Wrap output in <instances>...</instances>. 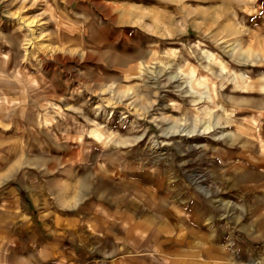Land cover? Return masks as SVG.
I'll list each match as a JSON object with an SVG mask.
<instances>
[{"label": "rangeland", "instance_id": "1", "mask_svg": "<svg viewBox=\"0 0 264 264\" xmlns=\"http://www.w3.org/2000/svg\"><path fill=\"white\" fill-rule=\"evenodd\" d=\"M190 253L264 264V0H0V264Z\"/></svg>", "mask_w": 264, "mask_h": 264}, {"label": "crops", "instance_id": "2", "mask_svg": "<svg viewBox=\"0 0 264 264\" xmlns=\"http://www.w3.org/2000/svg\"><path fill=\"white\" fill-rule=\"evenodd\" d=\"M177 237H179L178 240L184 239V242H185V243L188 242V241L190 240L188 237H186V236H184V235H182V234H180V233L177 235ZM181 243H182V242H181ZM181 243H178V244L180 245ZM114 247L117 248L116 245H115ZM190 252H191V251H190ZM186 254H188V252H187ZM111 255H113V254L105 255V257H108V256L111 257ZM188 257H189V259L186 258V260H183V261H185L187 264H196V260L193 259V258H191V257H193L191 253H190V256H188ZM190 258H191V259H190Z\"/></svg>", "mask_w": 264, "mask_h": 264}, {"label": "bare ground", "instance_id": "3", "mask_svg": "<svg viewBox=\"0 0 264 264\" xmlns=\"http://www.w3.org/2000/svg\"><path fill=\"white\" fill-rule=\"evenodd\" d=\"M177 131H185L183 128H177L176 130H174V132H177ZM187 133V132H186ZM181 144V143H180ZM181 149V148H180ZM206 192V191H205ZM212 193V192H211ZM179 238V237H178ZM178 240V239H177ZM183 239L179 240V242H181Z\"/></svg>", "mask_w": 264, "mask_h": 264}]
</instances>
